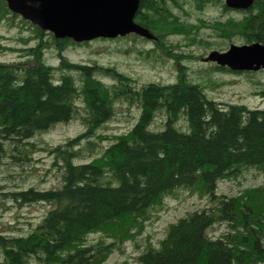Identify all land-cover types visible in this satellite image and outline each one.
Wrapping results in <instances>:
<instances>
[{
  "label": "trees",
  "instance_id": "1",
  "mask_svg": "<svg viewBox=\"0 0 264 264\" xmlns=\"http://www.w3.org/2000/svg\"><path fill=\"white\" fill-rule=\"evenodd\" d=\"M184 1L139 0L134 16L153 34L143 37L179 64L175 80L161 82L138 81L114 64L69 61L65 46L85 41L55 37L0 0V19L18 16L34 31L22 36L26 60L0 61V158L25 163L27 152L37 148L32 140L37 133L77 117L85 123L82 137L110 138L92 157L80 153L77 137L45 146L54 154L62 182L8 191L7 198L16 203L42 201L49 207L35 222L0 231V264H109L111 253L144 230L165 197L181 190L207 195L209 205L172 221L132 264L264 263V186L240 195L218 192L222 179L237 178L249 169L264 174V107L211 97L205 82L191 79L181 67L180 51L165 42L170 28L186 23L192 11L221 3L225 11H241V17L212 24L238 29L243 43H264V0L244 8L229 7L223 0H191L190 9ZM189 28L197 25L190 23ZM30 39L33 43L28 44ZM52 44L59 65L44 59L43 51ZM214 69L249 75L255 71L214 62L206 74ZM120 101L138 107L137 119L124 132L100 134L97 128L112 117ZM159 114L164 115L162 128L150 129ZM8 203L0 202V207ZM218 222H225L226 229L209 234L207 228Z\"/></svg>",
  "mask_w": 264,
  "mask_h": 264
},
{
  "label": "rangeland",
  "instance_id": "2",
  "mask_svg": "<svg viewBox=\"0 0 264 264\" xmlns=\"http://www.w3.org/2000/svg\"><path fill=\"white\" fill-rule=\"evenodd\" d=\"M183 5L187 9L192 7L191 0H185ZM222 4H208L198 12L192 11L186 23L173 26L166 33L165 42H171L174 50L180 51L182 63L191 79L199 80L206 86L207 93L222 101L243 102L249 106L264 107V68L254 71V74L245 72L236 74L216 69L206 74V69L215 61L205 59L212 50L223 51L229 43H243L238 29L234 30L229 24H212L211 21H225L238 19L241 11H225ZM194 23L197 28L190 29ZM33 28L20 20L18 16L0 19V61L20 62L26 60V43L23 38L33 35ZM195 35V38H194ZM228 35L233 40H228ZM80 42V41H78ZM33 43L30 39L28 44ZM168 51L154 46V43L145 39L139 33L130 32L121 37H95L81 44L69 43L63 49V55L69 61L91 62L96 61L104 65H116L124 72L137 78L138 81L156 80L171 82L175 80L177 64L168 56ZM44 59L53 65L60 64L56 47L52 44L43 51ZM57 75L59 72L57 71ZM205 77V78H204ZM209 77L210 79H207ZM139 109L136 105L126 101L117 102L115 112L110 119L104 122L97 131L100 134H112L128 130L137 119ZM163 114H159L152 121L149 128L160 129L163 124ZM160 126V127H159ZM158 127V128H156ZM85 123L81 118H72L67 122H58L52 127L40 131L32 139L37 148L31 149L28 160L15 163L8 158H0V202H10L0 207V231H16L14 226H26L27 221L35 222L49 207V203L42 201L32 203H16L7 198L8 191L32 185L36 188L57 187L62 182L60 167L54 164V154L45 146H54L70 137H77V148L80 153L90 156L97 155L100 149L110 138L84 136ZM93 140V141H91ZM91 141L89 145L87 142ZM264 186V174L255 169H249L234 179H222L218 182V192L229 195H240L257 191ZM209 205L207 195H199L181 190L177 196H166L163 208L156 216L148 220L144 230L121 244L120 249L111 253L107 262L132 264L138 254L148 243L156 244L165 234L167 226L194 209ZM226 229L225 222H218L207 228L211 235H218ZM258 264H264L259 260Z\"/></svg>",
  "mask_w": 264,
  "mask_h": 264
},
{
  "label": "water",
  "instance_id": "3",
  "mask_svg": "<svg viewBox=\"0 0 264 264\" xmlns=\"http://www.w3.org/2000/svg\"><path fill=\"white\" fill-rule=\"evenodd\" d=\"M8 7L23 18L50 30L55 37L86 41L95 37H116L136 32L153 37L134 20L139 0H6ZM254 0H225L229 7H248ZM206 60L238 70L264 68V43H230L212 50Z\"/></svg>",
  "mask_w": 264,
  "mask_h": 264
},
{
  "label": "flooded vegetation",
  "instance_id": "4",
  "mask_svg": "<svg viewBox=\"0 0 264 264\" xmlns=\"http://www.w3.org/2000/svg\"><path fill=\"white\" fill-rule=\"evenodd\" d=\"M223 1H224V3H225V0H223ZM222 6H223V5H222ZM222 6H221V7H222ZM140 35H141V34H140ZM142 36H143V35H142ZM229 44H230V43H229ZM227 47H228V46H227Z\"/></svg>",
  "mask_w": 264,
  "mask_h": 264
}]
</instances>
